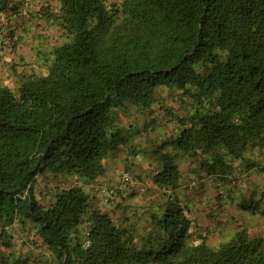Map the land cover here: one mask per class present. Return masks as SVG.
<instances>
[{"label": "trees", "instance_id": "16d2710c", "mask_svg": "<svg viewBox=\"0 0 264 264\" xmlns=\"http://www.w3.org/2000/svg\"><path fill=\"white\" fill-rule=\"evenodd\" d=\"M46 16L64 41L16 85L0 81L1 264H20L18 227L46 245V264H264V220L251 227L264 187L247 193L237 176L264 173V0H59ZM171 101L180 132L154 151L148 216L110 215L94 193L129 144L124 113ZM205 177L237 206L229 229L199 223Z\"/></svg>", "mask_w": 264, "mask_h": 264}, {"label": "crops", "instance_id": "0c3cea01", "mask_svg": "<svg viewBox=\"0 0 264 264\" xmlns=\"http://www.w3.org/2000/svg\"><path fill=\"white\" fill-rule=\"evenodd\" d=\"M11 6H17L18 8L14 12L8 9L0 10V33L8 37L15 35L14 38L18 39V42L16 46L5 49L4 53L0 55V81L14 86L21 79L20 74L24 70V64L32 63L33 66H37L43 63L46 54L52 49V46L63 42L65 37L60 28L52 21H49L46 16L49 10L53 12L58 10L59 0H11L9 7ZM163 106L165 109L159 110L154 115L145 114L140 110L134 109L130 110L129 113H124L126 116L122 120V124L129 134V144L121 154L109 160L106 173L102 178V182H100L101 184L96 185L97 190L100 187L116 188L118 190V196L111 202H107L105 199L98 202V205L110 215L113 212L109 211L106 205L114 204L120 211L128 208L131 215L143 213L144 219L148 216L146 208L151 203L153 193H150L152 191H148L147 188L145 192H141L139 189L145 184L147 185L149 175L153 172L157 161L154 151L164 141L175 139L180 132L177 124L178 115H176L178 114L176 112L181 111L178 110L180 107L179 103L171 101L170 105L163 104ZM172 111L173 113H171ZM159 127L164 130L165 136H162V133L158 131ZM130 129L135 130L137 134L133 133V130L129 133ZM156 131L157 135L155 134ZM151 133L154 142L150 141ZM135 150L137 151L136 153H134ZM126 169L131 170L137 180L138 186L134 190L126 189L122 183L121 173ZM237 176L244 181L243 187H245L244 191H247V193H250L249 190L251 189H256L260 186L264 187V173L258 174L255 169L249 173H242ZM203 180L207 182L209 190L203 196L204 203L200 206V211L197 215L199 223L206 227L214 225L216 229L219 227L224 229L225 225H227L226 222L238 215L237 206L231 203L227 204V202L219 203L216 198L218 192L216 183L208 177L203 178ZM148 185L155 187L152 183ZM46 190L49 195V203L54 192L50 190L49 186ZM100 195L99 191L94 193L96 198ZM97 201H99L98 198ZM196 203L199 204L198 201ZM213 207L217 208V210L215 209L216 211L210 216V211H212ZM131 208L134 210L131 211ZM110 209L113 208L110 207ZM122 214L123 212L115 214V217H119ZM242 218V222H245V225H247V220L253 221L250 217ZM263 220L264 217L259 220V223L257 221L251 223V226L253 224L259 225ZM222 221H226L225 225H221L220 222ZM226 228L229 229V225ZM14 230L13 248L11 250L15 253V258L12 257L10 262L46 264L47 248L42 240L29 229L22 230L18 227ZM3 258L7 259V252L0 242V264Z\"/></svg>", "mask_w": 264, "mask_h": 264}, {"label": "rangeland", "instance_id": "374dc122", "mask_svg": "<svg viewBox=\"0 0 264 264\" xmlns=\"http://www.w3.org/2000/svg\"><path fill=\"white\" fill-rule=\"evenodd\" d=\"M40 71H42V70H40ZM43 72V71H42ZM133 129H130L129 130V133H130V131H132ZM158 131H160V133H162L161 135L162 136H165V133H164V130L162 129V128H160L159 127V129H158ZM179 132V131H178ZM177 132V133H178ZM133 133H136V131L135 130H133ZM177 133H175L176 135H177ZM137 134V133H136ZM155 134L157 135V131L155 132ZM175 135V136H176ZM149 140V139H148ZM150 141L151 142H154V138H152V133H151V137H150ZM109 161H107V163H108ZM126 170H128V171H130L131 172V174H132V176H133V181H134V183L132 184H128L126 181H124L125 183H123V181H122V183H123V185L125 186V188L126 189H128V190H134V188H136L137 186H138V183H137V180H136V178H135V175L132 173V171L131 170H129V169H126ZM126 170H124V171H126ZM121 175H122V173H121ZM104 176V175H103ZM103 176L100 178V181L98 182V184H101L100 182H102V178H103ZM122 180V179H121ZM39 181V183H38V185L37 186H35V190H36V193H37V197H38V199L40 200V201H42V202H45V203H47L48 202V199H49V195H48V192H47V190H46V188L49 186L50 187V185H48V184H45V181L43 180V179H39L38 180ZM71 181V180H70ZM52 185H58L59 184V180L54 184V183H51ZM148 184H150V183H147V185L145 184L144 186H142L144 189H139L141 192H145L146 191V188H147V190L148 191H152V192H150V193H155V187H153V186H151V185H148ZM44 186H45V188H44ZM147 186H149V187H147ZM101 193V192H100ZM152 194V196H151V198L154 196ZM101 195H103L102 197H101ZM101 195L100 196H97V198L99 199V201H97V203L98 202H101V200L103 199H105L107 202H109L107 199H106V197L104 196V194L103 193H101ZM110 207H112L113 209H110ZM133 207V206H132ZM106 208L109 210V211H111V212H113V214L112 215H114L115 216V214H120L121 212H123V213H125L124 211H120V210H118V208H116L115 206H114V204H110V205H106ZM132 210H134V209H132L131 208V211ZM256 225V224H255ZM255 225L253 224L251 227H255Z\"/></svg>", "mask_w": 264, "mask_h": 264}, {"label": "built area", "instance_id": "2783aa9c", "mask_svg": "<svg viewBox=\"0 0 264 264\" xmlns=\"http://www.w3.org/2000/svg\"><path fill=\"white\" fill-rule=\"evenodd\" d=\"M12 42H13L12 38L2 35L0 33V55L4 53L5 49L11 47ZM121 179L123 183H125L124 181H126L128 184L134 183L133 176L131 172L128 170L122 172ZM141 189H144V188L141 187ZM99 191L103 193L104 195H106L109 199H114L116 196H118V190L116 188L100 187ZM152 199L155 200L156 197L153 196ZM89 245H90V240H87L85 242V246L88 247Z\"/></svg>", "mask_w": 264, "mask_h": 264}]
</instances>
